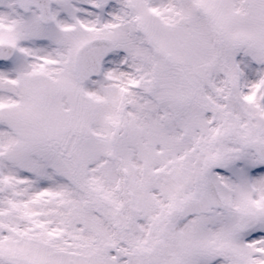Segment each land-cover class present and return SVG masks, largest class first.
I'll use <instances>...</instances> for the list:
<instances>
[{
	"label": "snow or ice",
	"instance_id": "1",
	"mask_svg": "<svg viewBox=\"0 0 264 264\" xmlns=\"http://www.w3.org/2000/svg\"><path fill=\"white\" fill-rule=\"evenodd\" d=\"M0 264H264V0H0Z\"/></svg>",
	"mask_w": 264,
	"mask_h": 264
}]
</instances>
